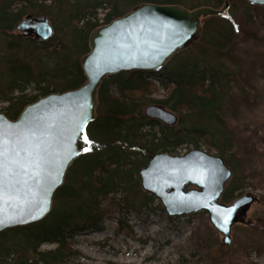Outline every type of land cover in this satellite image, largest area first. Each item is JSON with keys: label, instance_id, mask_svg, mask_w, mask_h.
I'll use <instances>...</instances> for the list:
<instances>
[{"label": "trees", "instance_id": "16d2710c", "mask_svg": "<svg viewBox=\"0 0 264 264\" xmlns=\"http://www.w3.org/2000/svg\"><path fill=\"white\" fill-rule=\"evenodd\" d=\"M145 1L189 8L224 4V0H0L4 114L15 119L26 104L82 85L85 76L80 58L88 51L89 33ZM228 2L227 12L204 18L197 40L160 70L133 69L104 78L97 93L95 119L86 128L87 151L67 168L45 217L0 231V264H91L82 260L84 255L71 239L102 229L104 220L112 217H116L117 232L131 236L128 213L152 209L155 201L163 210L159 200L142 190L139 170L152 154L176 153L183 144L191 149L204 146L231 169L220 201L232 202L246 187L264 189L260 145L264 133L256 130L264 127V117L252 127L236 119L241 102H256L249 76L254 67L264 72V61L254 60L251 66L235 55L239 38L259 39L253 27L257 15L249 8H264L245 0ZM28 14L48 17L54 30L48 40L14 33L16 23ZM30 84L36 93L25 92ZM159 89L165 90V96L153 97ZM150 103L178 113L176 124L168 126L146 117L143 107ZM205 214L199 211L190 217ZM251 224L264 230L261 217ZM45 244L54 246L41 249Z\"/></svg>", "mask_w": 264, "mask_h": 264}, {"label": "water", "instance_id": "95a60500", "mask_svg": "<svg viewBox=\"0 0 264 264\" xmlns=\"http://www.w3.org/2000/svg\"><path fill=\"white\" fill-rule=\"evenodd\" d=\"M264 7V0H245ZM219 7L188 8L179 3L141 2L88 36V51L80 58L85 82L26 104L15 119L0 112V125L14 133L8 140V194L0 199V231L38 221L51 210L54 191L67 168L88 149L86 128L95 119L98 89L107 75L144 69L158 71L199 37L202 19L221 15ZM23 36L48 40L54 33L46 15L28 14L15 25ZM143 114L165 125L177 122L174 111L147 104ZM15 161V164L11 162ZM232 171L224 159L201 148L183 154L156 152L139 170L143 191L160 201L169 216L204 211L211 225L231 243L230 228L249 223L246 212L258 200L246 192L230 203L220 201Z\"/></svg>", "mask_w": 264, "mask_h": 264}, {"label": "rangeland", "instance_id": "374dc122", "mask_svg": "<svg viewBox=\"0 0 264 264\" xmlns=\"http://www.w3.org/2000/svg\"><path fill=\"white\" fill-rule=\"evenodd\" d=\"M241 7L242 4L237 9L241 10ZM249 10L257 15L253 27L259 39L252 41L239 38L235 55L239 62L245 61L253 66L254 60L260 63L264 61V9ZM14 33L19 32L14 29ZM3 43L0 35V50L5 48ZM252 69L249 78L256 89V102L250 105L241 102L236 109L237 121L249 127L264 117V72L260 69L256 71L257 67ZM33 86H27L25 92L36 93ZM165 94V90L159 89L152 96L162 98ZM5 106L7 102L0 101L1 113H4ZM157 128L155 126L154 131ZM256 130L257 134L263 136L264 127L258 126ZM260 145L264 150V141ZM188 147L186 144L180 145L176 153L171 154H183ZM200 148L206 150L204 146ZM246 192L255 193L258 200L246 212L249 223L237 222L231 226L230 244L223 243L222 234L211 225L207 213L205 216L194 217H190L192 213L169 216L164 209L157 208L156 201L151 205L152 209L128 213L126 218L132 230L131 236L117 232V220L112 217L104 220L102 229L75 235L71 242L84 255L82 260L91 264H264V230L251 224L259 217L264 219V189L246 187L242 194ZM206 244L209 246L207 250L204 248ZM53 246L45 244L41 249Z\"/></svg>", "mask_w": 264, "mask_h": 264}, {"label": "snow or ice", "instance_id": "6c2138e0", "mask_svg": "<svg viewBox=\"0 0 264 264\" xmlns=\"http://www.w3.org/2000/svg\"><path fill=\"white\" fill-rule=\"evenodd\" d=\"M14 133L5 132L3 126L0 125V199H2L5 195L8 194V181L7 178L9 174L12 173L16 175V173L12 172V168L10 167V162L8 160V140L5 137H11ZM15 164V161L11 162ZM0 223H3V220L0 219Z\"/></svg>", "mask_w": 264, "mask_h": 264}]
</instances>
